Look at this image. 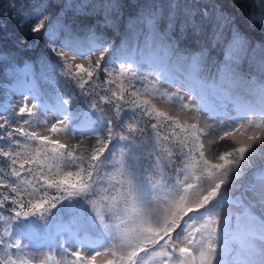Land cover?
Returning <instances> with one entry per match:
<instances>
[{
  "label": "snow or ice",
  "instance_id": "6c2138e0",
  "mask_svg": "<svg viewBox=\"0 0 264 264\" xmlns=\"http://www.w3.org/2000/svg\"><path fill=\"white\" fill-rule=\"evenodd\" d=\"M201 11L35 0L24 13L35 39L20 45L47 52L4 57L0 264H264V46Z\"/></svg>",
  "mask_w": 264,
  "mask_h": 264
},
{
  "label": "trees",
  "instance_id": "16d2710c",
  "mask_svg": "<svg viewBox=\"0 0 264 264\" xmlns=\"http://www.w3.org/2000/svg\"><path fill=\"white\" fill-rule=\"evenodd\" d=\"M35 0H0V100L3 99L4 88L2 85L10 82L8 72L11 70V63L4 59L5 56L13 57L16 65L22 67L25 62H35L38 58L47 52L43 40H39L36 46L29 50L20 45V40L23 37L27 38L29 43L35 39L30 29L32 21L25 22L24 13L31 9ZM173 0H119L121 12L124 17L136 15L141 11L142 7L148 4L155 6L161 4L165 9L168 8ZM183 7H189L196 11L194 19L199 22L203 19L201 10H208L213 18L217 12L230 18L231 23L228 24L224 31L228 38H231L232 28H236L245 36L253 47L257 44L264 46V26L258 21L250 22L249 17L253 14L264 12V0H176ZM14 5V7H13ZM58 11V5H54ZM97 20H102V16H80L76 18V24L81 28L93 25ZM104 30L111 35L110 29ZM179 28L177 27V32ZM212 34V24H207L206 31L202 37L204 46L209 49L210 57L222 59V51L220 47H212L210 39ZM194 39H201L196 37ZM195 50H200L199 46H194ZM37 83L44 84L39 78V70L37 68ZM51 91V86L47 87ZM65 215V213H61ZM37 226L41 227V222L37 221Z\"/></svg>",
  "mask_w": 264,
  "mask_h": 264
},
{
  "label": "rangeland",
  "instance_id": "374dc122",
  "mask_svg": "<svg viewBox=\"0 0 264 264\" xmlns=\"http://www.w3.org/2000/svg\"><path fill=\"white\" fill-rule=\"evenodd\" d=\"M38 85H39L40 87H42V88L48 90L47 87H48L49 85H47V84H39V83H38ZM253 171H255V169H254ZM249 178H251V176H250Z\"/></svg>",
  "mask_w": 264,
  "mask_h": 264
}]
</instances>
